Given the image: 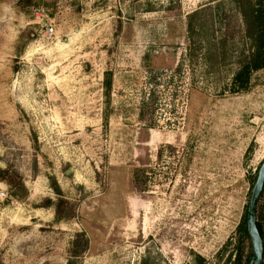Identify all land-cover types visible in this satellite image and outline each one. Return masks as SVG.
<instances>
[{
    "label": "rangeland",
    "instance_id": "374dc122",
    "mask_svg": "<svg viewBox=\"0 0 264 264\" xmlns=\"http://www.w3.org/2000/svg\"><path fill=\"white\" fill-rule=\"evenodd\" d=\"M263 162L264 0H0V264H251Z\"/></svg>",
    "mask_w": 264,
    "mask_h": 264
},
{
    "label": "water",
    "instance_id": "95a60500",
    "mask_svg": "<svg viewBox=\"0 0 264 264\" xmlns=\"http://www.w3.org/2000/svg\"><path fill=\"white\" fill-rule=\"evenodd\" d=\"M263 188H264V162L258 171V176L251 193L248 211H247V230L250 235V239L253 247V257L251 264L264 263V241L257 227L258 207H259V202Z\"/></svg>",
    "mask_w": 264,
    "mask_h": 264
},
{
    "label": "trees",
    "instance_id": "16d2710c",
    "mask_svg": "<svg viewBox=\"0 0 264 264\" xmlns=\"http://www.w3.org/2000/svg\"><path fill=\"white\" fill-rule=\"evenodd\" d=\"M245 77H247V78H245ZM248 78L249 77L247 74V75H242L239 79H240V81L243 82L245 80H248ZM257 217H258L257 218L258 219L257 220V227H258V230H259L262 238L264 239V188H263L261 198H260V202H259L258 216ZM240 231L245 238L250 239V235H249L248 230H247V221L244 222L243 226L240 228ZM237 264H243L241 255L238 258ZM245 264H247V263H245Z\"/></svg>",
    "mask_w": 264,
    "mask_h": 264
}]
</instances>
